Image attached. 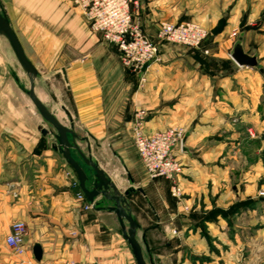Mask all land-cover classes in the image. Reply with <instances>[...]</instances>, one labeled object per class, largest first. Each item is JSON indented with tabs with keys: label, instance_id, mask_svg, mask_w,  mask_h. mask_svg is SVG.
I'll return each instance as SVG.
<instances>
[{
	"label": "crops",
	"instance_id": "obj_1",
	"mask_svg": "<svg viewBox=\"0 0 264 264\" xmlns=\"http://www.w3.org/2000/svg\"><path fill=\"white\" fill-rule=\"evenodd\" d=\"M257 1L264 9V0ZM0 4L37 71L36 97L73 131L69 141L90 155L121 193L130 187L122 161L134 187L143 189L126 198L140 224L136 237L148 264H264V197L258 196L264 161L255 158V138L241 132L244 125L257 128L258 121L264 131L258 116L264 79L230 56L234 15L221 31L211 26L203 44L207 53L161 52L139 72L123 64L117 46L93 32L71 0ZM133 12L156 41L157 10L150 6L145 12L143 1L134 0ZM247 38L245 50L257 54L264 68V45L257 48ZM30 87V76L0 34V264H17L6 244L15 221L27 224L24 258L33 264H128L132 249L117 215L87 208L85 196L79 197L78 174L60 150L57 131L25 92ZM139 110L148 113V133L184 130L185 147L178 151L181 199L172 195L171 180L148 178L133 140ZM233 147L240 160L231 155ZM70 151L92 188L99 182L94 169L76 148ZM106 154L120 162L113 170L106 167ZM96 199L104 207L113 204ZM35 243L43 250L39 262L32 252Z\"/></svg>",
	"mask_w": 264,
	"mask_h": 264
},
{
	"label": "built area",
	"instance_id": "obj_2",
	"mask_svg": "<svg viewBox=\"0 0 264 264\" xmlns=\"http://www.w3.org/2000/svg\"><path fill=\"white\" fill-rule=\"evenodd\" d=\"M90 22L91 29L120 51L125 66L139 72L159 60L158 47L143 28L133 19V0H71ZM208 36V31L199 23L188 21L173 23L161 21L158 38L161 41L181 44L199 49ZM141 80H144L142 76ZM148 113L139 110L133 121V140L149 179L165 178L173 182L171 192L181 199L183 190L177 183L183 164L178 151L183 149L184 130L170 127L148 133L145 128ZM84 198L83 194L79 195ZM87 208L92 205L86 206ZM27 224L15 221L6 237V244L16 253L27 250L25 240ZM75 264V263H65Z\"/></svg>",
	"mask_w": 264,
	"mask_h": 264
},
{
	"label": "water",
	"instance_id": "obj_3",
	"mask_svg": "<svg viewBox=\"0 0 264 264\" xmlns=\"http://www.w3.org/2000/svg\"><path fill=\"white\" fill-rule=\"evenodd\" d=\"M0 34L5 36L10 43L21 67L23 70L28 73L30 76L31 87L29 90H25V92L30 96L32 102L42 115V117L50 123L53 128L57 131V139L59 142V147L61 152L63 153L66 160L72 165L79 177V183L81 190L90 205L94 209L102 210L108 209L109 211L115 213L120 221L121 229L123 232V236L130 245L132 249V254L136 260V264H148L144 258L143 250L140 242L136 237L137 230L140 228V224L133 217L131 209L128 206L127 196L131 193H135L140 191L144 193L142 188L134 187V180L129 173L127 167L123 163V167L128 175V181L130 187L121 193L115 182L112 181L105 173V171L99 166L97 162H95L90 155H85L79 146L74 142L71 143L68 139V134L71 133L73 135V131L59 122L56 116L45 107L39 99L36 97L34 93V79L37 75V71L32 65V63L28 60L27 56L24 53V50L16 36L14 30L12 29L8 18L3 12L2 6L0 4ZM243 36L244 33H241L238 40L235 41L231 51L230 56L232 59L240 66H247L254 69H257L260 73L264 75V68L261 65L257 54L251 53L250 50H245L243 45ZM69 116V112L66 111ZM47 131L45 130L44 133ZM74 136V135H73ZM186 135L183 137L182 145L185 147ZM71 148H76L83 160L89 164L95 171V176L99 180V182H95L92 188L87 187L88 176L85 171L81 167V165L72 157ZM113 192V193H111ZM102 196L105 199L113 202L112 205L108 207H104L100 201L96 198ZM128 223V225L126 224ZM32 252L36 261H41L43 256V250L39 243H35L32 247Z\"/></svg>",
	"mask_w": 264,
	"mask_h": 264
},
{
	"label": "rangeland",
	"instance_id": "obj_4",
	"mask_svg": "<svg viewBox=\"0 0 264 264\" xmlns=\"http://www.w3.org/2000/svg\"><path fill=\"white\" fill-rule=\"evenodd\" d=\"M134 1V0H133ZM143 7L145 12H148L149 7H153L154 10H157V13L160 14L159 20L156 21V30L158 35V29L161 21H170V22H188L193 21L202 25L207 31L208 36L205 41H207L208 37L211 35V26L212 31H221L227 27L230 23V19L232 20L233 15L235 16V26L231 28L230 37L232 41L235 42L238 40L241 33H245V41L251 38L252 43L255 44L257 48L262 47L264 45V9L257 8V3H254L255 0H142ZM256 2H258L256 0ZM133 12V10H132ZM136 13L133 12V19L136 23H138L142 28V20L136 17ZM139 16V15H138ZM87 19V18H86ZM90 23V22H89ZM91 27V26H90ZM145 33L146 30L143 28ZM95 32L94 30H92ZM97 33V32H96ZM148 35V34H147ZM150 38V37H149ZM151 39V38H150ZM152 40V39H151ZM153 41V40H152ZM204 41V42H205ZM262 41V42H261ZM156 43L158 47V53L161 52H183L188 50H198L203 53H207L208 51L203 48V45L199 49H192L181 44L161 41L158 36L157 40L153 41ZM259 77L264 79V75L260 72H257ZM264 103V102H263ZM260 115V119H264V104H262L258 108V116ZM237 121V120H236ZM259 121L257 123V128L248 127V125H244L241 127V132L247 133L251 138H255L256 140V150L257 156L256 159H263L264 161V151L260 152V147L264 140V131L260 130ZM170 128V127H169ZM179 128V127H178ZM240 128L238 129V131ZM253 133L255 134L253 136ZM235 145V144H234ZM241 148V147H240ZM239 148V149H240ZM231 155L233 158L240 160L241 152L237 150V147H233ZM242 151V149H240ZM260 152V153H259ZM259 154L261 156H259ZM106 159H108V163L106 167L109 170H113L115 165H119V160L114 157L106 154ZM104 160V159H103ZM253 160V159H252ZM105 162V161H104ZM104 165H106L104 163ZM258 196L264 197V189L258 190ZM115 228L119 227L115 223ZM128 225V224H127ZM27 236V235H26ZM121 238V237H120ZM25 244L27 245V241L25 240ZM114 247H117L114 245ZM119 247V245H118ZM123 247L126 246V242H123ZM11 249V248H10ZM127 249V248H126ZM130 249V248H129ZM14 251L13 249H11ZM27 251V250H26ZM15 252V251H14ZM16 253V252H15ZM25 253L18 254L17 264H33L30 260L25 259ZM129 262L128 264H136L135 259L131 255L130 250L127 252Z\"/></svg>",
	"mask_w": 264,
	"mask_h": 264
},
{
	"label": "trees",
	"instance_id": "obj_5",
	"mask_svg": "<svg viewBox=\"0 0 264 264\" xmlns=\"http://www.w3.org/2000/svg\"><path fill=\"white\" fill-rule=\"evenodd\" d=\"M204 44V43H203Z\"/></svg>",
	"mask_w": 264,
	"mask_h": 264
}]
</instances>
